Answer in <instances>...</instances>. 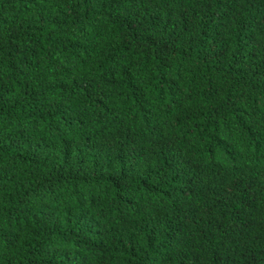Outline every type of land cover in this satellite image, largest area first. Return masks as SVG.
<instances>
[{"label":"trees","instance_id":"trees-1","mask_svg":"<svg viewBox=\"0 0 264 264\" xmlns=\"http://www.w3.org/2000/svg\"><path fill=\"white\" fill-rule=\"evenodd\" d=\"M0 264H264V0H0Z\"/></svg>","mask_w":264,"mask_h":264}]
</instances>
